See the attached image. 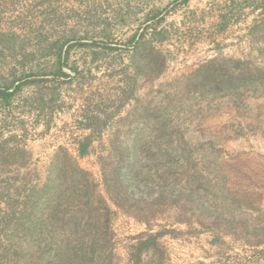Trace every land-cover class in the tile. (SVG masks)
Returning a JSON list of instances; mask_svg holds the SVG:
<instances>
[{"label":"rangeland","instance_id":"rangeland-1","mask_svg":"<svg viewBox=\"0 0 264 264\" xmlns=\"http://www.w3.org/2000/svg\"><path fill=\"white\" fill-rule=\"evenodd\" d=\"M20 76L0 141L91 173L114 264L148 234L139 264H264V0H0V78Z\"/></svg>","mask_w":264,"mask_h":264},{"label":"trees","instance_id":"trees-1","mask_svg":"<svg viewBox=\"0 0 264 264\" xmlns=\"http://www.w3.org/2000/svg\"><path fill=\"white\" fill-rule=\"evenodd\" d=\"M21 85V76L0 78V105ZM91 143L79 141L77 156ZM18 150L0 141V264H114L110 211L91 173L66 148L43 169L18 165ZM158 245L156 234L138 240L135 264Z\"/></svg>","mask_w":264,"mask_h":264}]
</instances>
